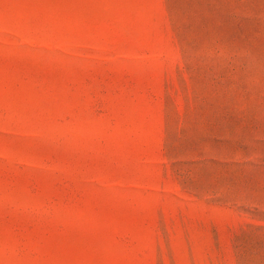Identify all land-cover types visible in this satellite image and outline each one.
<instances>
[{
	"label": "rangeland",
	"instance_id": "374dc122",
	"mask_svg": "<svg viewBox=\"0 0 264 264\" xmlns=\"http://www.w3.org/2000/svg\"><path fill=\"white\" fill-rule=\"evenodd\" d=\"M0 264H264V0H0Z\"/></svg>",
	"mask_w": 264,
	"mask_h": 264
}]
</instances>
